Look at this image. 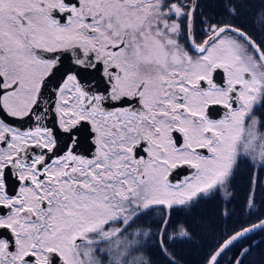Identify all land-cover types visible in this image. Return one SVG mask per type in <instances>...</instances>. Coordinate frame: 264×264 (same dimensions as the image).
<instances>
[{
	"label": "snow or ice",
	"instance_id": "6c2138e0",
	"mask_svg": "<svg viewBox=\"0 0 264 264\" xmlns=\"http://www.w3.org/2000/svg\"><path fill=\"white\" fill-rule=\"evenodd\" d=\"M258 108L264 0H0V264H178L200 199L203 264H264Z\"/></svg>",
	"mask_w": 264,
	"mask_h": 264
},
{
	"label": "trees",
	"instance_id": "16d2710c",
	"mask_svg": "<svg viewBox=\"0 0 264 264\" xmlns=\"http://www.w3.org/2000/svg\"><path fill=\"white\" fill-rule=\"evenodd\" d=\"M259 116L262 120V127L264 128V108L258 109ZM243 165H246L244 168ZM252 170L248 163L241 162L240 171L236 180L237 200L235 207L237 208V215L242 217L239 209L243 204L246 195V188L248 177ZM262 178V177H261ZM261 198H264V189L258 190V203ZM221 205L219 201L210 199H200L191 208H178L175 219L185 221L191 228L194 239L191 242L177 239L174 241L169 251L173 254L178 264H203V253L206 251L208 242L217 235L220 230L225 227L233 226V219H225L220 215ZM255 219V217H253ZM169 231H172L171 229ZM255 239H259L256 237ZM145 255L150 256L153 264H167L160 255L157 249L148 246L143 250ZM254 261L260 262L259 257H252Z\"/></svg>",
	"mask_w": 264,
	"mask_h": 264
},
{
	"label": "flooded vegetation",
	"instance_id": "af4514ba",
	"mask_svg": "<svg viewBox=\"0 0 264 264\" xmlns=\"http://www.w3.org/2000/svg\"><path fill=\"white\" fill-rule=\"evenodd\" d=\"M199 39H202V37H199ZM218 112L220 115H222L223 109L218 108ZM154 220H155V213L150 212L147 216L141 217V219L137 221L136 225H133V228L140 227L146 230L147 229L155 230L157 228V225L156 223L153 222Z\"/></svg>",
	"mask_w": 264,
	"mask_h": 264
},
{
	"label": "rangeland",
	"instance_id": "374dc122",
	"mask_svg": "<svg viewBox=\"0 0 264 264\" xmlns=\"http://www.w3.org/2000/svg\"><path fill=\"white\" fill-rule=\"evenodd\" d=\"M259 109V108H258ZM258 109H254V116L260 121V123H261V127H260V132H262V133H264V128L262 127V120H261V118H260V116H259V112H258ZM245 164H246V162H244ZM244 166V168L246 167V165H243ZM261 179H264V176H262V178ZM170 233H171V231H170ZM139 254V253H138Z\"/></svg>",
	"mask_w": 264,
	"mask_h": 264
},
{
	"label": "water",
	"instance_id": "95a60500",
	"mask_svg": "<svg viewBox=\"0 0 264 264\" xmlns=\"http://www.w3.org/2000/svg\"><path fill=\"white\" fill-rule=\"evenodd\" d=\"M216 118H218V116Z\"/></svg>",
	"mask_w": 264,
	"mask_h": 264
}]
</instances>
